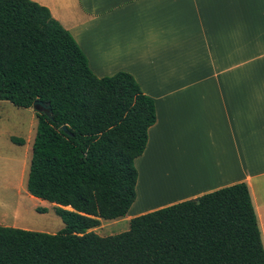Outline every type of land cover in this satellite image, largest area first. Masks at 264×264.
<instances>
[{
	"label": "trees",
	"instance_id": "trees-1",
	"mask_svg": "<svg viewBox=\"0 0 264 264\" xmlns=\"http://www.w3.org/2000/svg\"><path fill=\"white\" fill-rule=\"evenodd\" d=\"M38 100L52 117L36 112L27 190L56 205L65 228L0 225V264H264L246 182L137 216L126 232L97 234L136 201L135 161L157 121L155 102L129 72L97 76L47 7L0 0V101L29 109Z\"/></svg>",
	"mask_w": 264,
	"mask_h": 264
},
{
	"label": "crops",
	"instance_id": "crops-1",
	"mask_svg": "<svg viewBox=\"0 0 264 264\" xmlns=\"http://www.w3.org/2000/svg\"><path fill=\"white\" fill-rule=\"evenodd\" d=\"M32 1L97 76L129 72L155 102L136 201L121 220L246 182L264 241V0ZM30 152L10 162L28 165ZM26 176L5 179L4 191H22ZM151 185L164 187L154 200Z\"/></svg>",
	"mask_w": 264,
	"mask_h": 264
},
{
	"label": "rangeland",
	"instance_id": "rangeland-1",
	"mask_svg": "<svg viewBox=\"0 0 264 264\" xmlns=\"http://www.w3.org/2000/svg\"><path fill=\"white\" fill-rule=\"evenodd\" d=\"M35 112L32 109L18 108L9 101H3L0 104V156H4V158L0 157V225L56 234L65 228L62 219L55 213L56 205L34 199L27 190L33 148V140L32 143L29 140V130L33 132L32 136L35 138L38 123L34 115ZM12 137L26 141L23 149L14 148L15 145L12 146L14 143H12ZM12 148L15 150H12ZM29 148L31 152L29 153L28 165L27 162L25 164L10 162L11 157L22 159V153L28 152ZM22 173H27L22 191H4L7 179L10 182L12 175L16 179ZM38 208H47L48 212L40 213ZM129 229L130 221L119 219L102 221L101 225L95 228L94 231L101 236H111L126 232Z\"/></svg>",
	"mask_w": 264,
	"mask_h": 264
},
{
	"label": "water",
	"instance_id": "water-1",
	"mask_svg": "<svg viewBox=\"0 0 264 264\" xmlns=\"http://www.w3.org/2000/svg\"><path fill=\"white\" fill-rule=\"evenodd\" d=\"M32 108L38 113H45L47 116L52 117V109L50 103L38 100L34 102ZM63 129L68 132L66 127H64Z\"/></svg>",
	"mask_w": 264,
	"mask_h": 264
},
{
	"label": "bare ground",
	"instance_id": "bare-ground-1",
	"mask_svg": "<svg viewBox=\"0 0 264 264\" xmlns=\"http://www.w3.org/2000/svg\"><path fill=\"white\" fill-rule=\"evenodd\" d=\"M155 187H156V186H155ZM155 187H154V185H153V186L151 185V186H149L148 189H147V194H148L149 197H152V198H153V199L151 198L152 200H154L155 196H157V195L160 193V190H161V189H164L163 186H162L163 188H161L160 190H159L157 187H156V188H155ZM159 187H160V186H159ZM165 189H166V188H165ZM158 190H159V192H158ZM161 192L164 193V190H161ZM165 192H166V190H165ZM167 192H168V191H167ZM156 193H157V194H156ZM154 194H155V196H154ZM153 196H154V197H153ZM161 196H164V194H162ZM165 196H167L166 193H165ZM157 197H158V196H157ZM157 197H156V198H157ZM159 197H160V196H159ZM156 198H155V199H156ZM147 200H150V199H147Z\"/></svg>",
	"mask_w": 264,
	"mask_h": 264
}]
</instances>
